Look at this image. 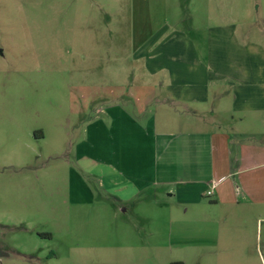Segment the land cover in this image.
<instances>
[{
	"label": "rangeland",
	"instance_id": "obj_1",
	"mask_svg": "<svg viewBox=\"0 0 264 264\" xmlns=\"http://www.w3.org/2000/svg\"><path fill=\"white\" fill-rule=\"evenodd\" d=\"M221 1L0 0V264H264V225L190 228L164 191L127 204L87 170L114 105L86 97L125 78L132 33L168 20L211 44Z\"/></svg>",
	"mask_w": 264,
	"mask_h": 264
},
{
	"label": "crops",
	"instance_id": "obj_2",
	"mask_svg": "<svg viewBox=\"0 0 264 264\" xmlns=\"http://www.w3.org/2000/svg\"><path fill=\"white\" fill-rule=\"evenodd\" d=\"M225 3L234 7L214 15L211 44L168 20L132 33L130 66H116L125 78L86 97L114 105L103 145L89 139L86 161L101 170L86 169L127 204L164 191L192 211L190 228L230 219L262 233L264 12L258 0ZM90 116L89 126L101 121Z\"/></svg>",
	"mask_w": 264,
	"mask_h": 264
},
{
	"label": "built area",
	"instance_id": "obj_3",
	"mask_svg": "<svg viewBox=\"0 0 264 264\" xmlns=\"http://www.w3.org/2000/svg\"><path fill=\"white\" fill-rule=\"evenodd\" d=\"M213 194V191L212 190H209V191H207V196H211Z\"/></svg>",
	"mask_w": 264,
	"mask_h": 264
},
{
	"label": "trees",
	"instance_id": "obj_4",
	"mask_svg": "<svg viewBox=\"0 0 264 264\" xmlns=\"http://www.w3.org/2000/svg\"><path fill=\"white\" fill-rule=\"evenodd\" d=\"M173 264H183L182 262H175V263H173Z\"/></svg>",
	"mask_w": 264,
	"mask_h": 264
}]
</instances>
